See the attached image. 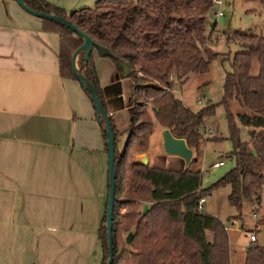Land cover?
<instances>
[{
	"label": "trees",
	"instance_id": "trees-1",
	"mask_svg": "<svg viewBox=\"0 0 264 264\" xmlns=\"http://www.w3.org/2000/svg\"><path fill=\"white\" fill-rule=\"evenodd\" d=\"M23 1L32 10L68 20L94 41L90 59L85 61L81 53L77 63L79 72L96 88L107 113L95 54L116 65L113 81L128 78L134 85L128 104V136L121 149L120 132L113 116L109 118L116 171L113 264H231L225 226L215 217L200 213L197 205L212 189L227 185L228 202L236 208L243 199L259 200L264 186V36L234 32L228 37L246 50L234 55L223 82L221 105L232 144L228 157L234 160V168L210 188L201 189V172L191 169L196 157L182 170L151 167L137 162L136 157L148 152L151 137L160 128L183 139L192 152L199 150L201 126L204 119L213 117L216 105L194 113L164 88L175 87L177 81L183 85L189 74H206L211 61L218 57L204 45L210 39L205 33L213 0H99L93 7L69 15L46 0ZM42 21L46 31L59 36L60 76L78 81L72 71V57L83 45V38L62 25ZM214 29L212 25V33ZM253 60L258 64L257 76L250 75ZM84 92L95 109L90 91ZM232 101L249 114L235 117L229 110ZM96 116L108 153L106 124ZM237 123L247 129L249 141L241 140ZM145 204L149 210L143 215ZM107 205L108 201L97 234L102 264H107L110 252ZM130 233L134 238L128 245ZM243 264H264V247L248 246Z\"/></svg>",
	"mask_w": 264,
	"mask_h": 264
},
{
	"label": "crops",
	"instance_id": "crops-1",
	"mask_svg": "<svg viewBox=\"0 0 264 264\" xmlns=\"http://www.w3.org/2000/svg\"><path fill=\"white\" fill-rule=\"evenodd\" d=\"M46 1L69 15L99 0ZM58 52L59 36L42 19L15 0H0V264H19V250L33 264H87L89 214L94 207L102 217L108 201V153L96 111L78 81L60 76ZM95 65L115 120L116 111H128L119 92L127 78L113 81L116 65L97 53ZM144 160L152 162L137 156ZM164 164L186 167L173 157Z\"/></svg>",
	"mask_w": 264,
	"mask_h": 264
},
{
	"label": "rangeland",
	"instance_id": "rangeland-1",
	"mask_svg": "<svg viewBox=\"0 0 264 264\" xmlns=\"http://www.w3.org/2000/svg\"><path fill=\"white\" fill-rule=\"evenodd\" d=\"M220 1V5H213L211 14L208 16L205 35L210 39L204 44L205 47L216 53L218 57L211 61L209 71L206 74H189L183 85H180L181 83L177 81L175 87H173L181 91L180 96L175 95L176 98L194 113L208 105H216L213 117L204 119L201 126L199 150L192 153V157L199 158V167L192 165L191 169L193 171L200 170L201 189L210 188L234 168V160L228 157V154L232 151V144L229 141L225 110L221 105L224 98L223 82L225 75L231 71L234 55L236 53H245L246 50L232 40H228V37L234 32L264 36V0ZM217 13H221V16H214ZM212 25H215L213 33L211 32ZM257 74L258 64L253 60L250 75L257 76ZM133 87L134 85L130 79L127 78L121 81L119 92H122L125 106L129 102ZM229 110L235 117L237 115L249 114L247 109L240 107L235 101L229 102ZM115 114L117 127L118 123H120L121 128L124 130L128 129L129 112L122 109L116 111ZM237 126L240 130L241 140L245 142L249 141L246 133L247 129L239 123H237ZM118 130L121 134L123 133L120 130V125ZM158 130L151 140V148L145 153L152 160L149 166L161 169H184L181 165L179 168H175L164 164V161H167L170 157H179L168 156L164 153V150H162L163 143L158 140L159 135L163 131ZM124 136L125 133L118 141L120 149L127 139ZM248 149L250 152H253V148L250 145ZM215 161H222L224 165L218 169H213L212 165ZM229 194L230 186L228 185L212 189L211 193L204 197V203L199 212L215 217L224 226H229L235 222L234 227L238 230L226 231L229 239L230 263L243 264L245 261V250H247L250 244L249 235L251 233L256 235V243L254 245L264 247V186L259 192V200L257 202L254 197L252 201L243 199L240 208H236L228 202ZM88 219L94 228L91 236L92 247L85 254L86 263L102 264V251L99 244H96L98 242L97 234L102 217L98 216V212L92 207ZM207 238L210 240L211 235L207 234ZM69 254H78V251L69 252ZM3 255L4 252L0 248V262ZM80 259L83 261L84 256H81ZM14 260H17L19 264H33L28 261L27 253L21 250L17 251ZM67 264H73V259L69 260Z\"/></svg>",
	"mask_w": 264,
	"mask_h": 264
},
{
	"label": "water",
	"instance_id": "water-1",
	"mask_svg": "<svg viewBox=\"0 0 264 264\" xmlns=\"http://www.w3.org/2000/svg\"><path fill=\"white\" fill-rule=\"evenodd\" d=\"M17 4L27 13L42 19L52 21L59 25H62L74 33L79 35L83 38L84 43L81 47H79L72 57V71L75 77L77 78L78 82L82 86L83 90H89L95 105V111L98 114V119H104L107 129V139H108V164H109V198H108V205H107V229H108V239H109V260L107 264H113V257H114V247H113V211H114V202H115V195H116V171H115V139L114 134L110 122V114L104 109V107L100 104V100L94 85L77 69V61L78 57L81 53H84V60L88 61L94 51V41L87 36L85 33L80 31L76 26H74L68 20L52 14H46L42 12H38L29 8L23 0H15ZM106 51H102L105 53ZM106 54V53H105ZM162 142H163V150L164 153L168 156H175L179 157L184 161V164L187 166L191 159H192V150L189 149L183 139L174 138L169 130L164 129L162 132ZM146 164V161H143ZM149 210V205L145 204L143 207V215H146ZM134 238V234L130 233L127 238L126 242L128 245L132 243Z\"/></svg>",
	"mask_w": 264,
	"mask_h": 264
},
{
	"label": "built area",
	"instance_id": "built-area-1",
	"mask_svg": "<svg viewBox=\"0 0 264 264\" xmlns=\"http://www.w3.org/2000/svg\"><path fill=\"white\" fill-rule=\"evenodd\" d=\"M213 3H214V5H220L221 4V1L220 0H213ZM214 16L219 17V16H221V13L214 14ZM179 83H180V81H179ZM164 91L165 92L172 93V94H174L176 96H180L181 95V91L180 90H177V89H174V88H171V89L164 88ZM223 165H224V163L222 161H217V162L213 163L212 168L213 169H218V168L222 167ZM203 202H204V198H202V199L199 200L198 205H197L198 210L201 209V206H202ZM234 223L235 222H233L229 226H225V230L226 231H228V230H230V231L238 230V229H236L234 227ZM255 240H256V235L254 233H251L249 235V241H250V245L249 246L253 245V243L255 242Z\"/></svg>",
	"mask_w": 264,
	"mask_h": 264
}]
</instances>
